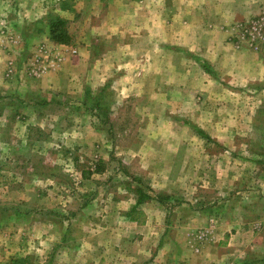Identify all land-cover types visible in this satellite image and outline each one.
<instances>
[{"label": "rangeland", "instance_id": "obj_1", "mask_svg": "<svg viewBox=\"0 0 264 264\" xmlns=\"http://www.w3.org/2000/svg\"><path fill=\"white\" fill-rule=\"evenodd\" d=\"M65 1L66 9H61L62 0H0V264L25 256L28 264L114 261L121 256L113 245L120 243L136 244L145 257L158 237L144 232L149 225L161 229L159 217L151 222L147 217L152 211L145 205H139L138 223H129L122 214L131 208L135 187L151 194L153 170L147 168L151 163L155 169L157 159H166L164 145L181 143L191 149L184 157L193 159L199 156L196 147H210L215 151L212 159L228 165L235 160L231 175L243 182H235L233 192L264 189V179L250 184V178L264 177V100L240 103L242 88L231 83L245 81L241 71L200 62L202 69H190L200 80L196 84L175 73L171 87L176 82L184 87L180 92L171 89V104L165 106L163 64L155 57L160 54L164 0ZM103 1L107 7L101 6ZM263 8L261 0L254 14L221 27L234 49L258 55V64L250 55L239 59L240 69L257 76V91L264 88V40L250 47L233 31L236 24L256 19ZM49 13L66 21L67 43L50 39ZM150 20L157 26L151 31L145 27ZM40 50L48 57L40 59L36 66L44 70L34 76L28 67ZM176 60L170 54L164 66L172 67ZM68 69L72 74L67 80ZM61 73L63 82H58ZM50 76L57 77L56 83L47 82ZM219 83L227 88L221 95L224 103L210 106L206 98L220 95L215 90ZM96 98L98 108L93 105ZM215 116L225 120L215 124L233 130L230 137L227 130L220 141L198 133L208 131ZM243 147L249 152L239 154ZM156 177L158 173L152 179ZM152 196L161 204L167 200ZM172 199L169 211L190 215L187 207H179V198ZM104 245L112 253L97 252V246ZM77 248L80 252L71 257ZM251 264H264V259Z\"/></svg>", "mask_w": 264, "mask_h": 264}, {"label": "crops", "instance_id": "obj_2", "mask_svg": "<svg viewBox=\"0 0 264 264\" xmlns=\"http://www.w3.org/2000/svg\"><path fill=\"white\" fill-rule=\"evenodd\" d=\"M105 1L101 4L102 7H107L108 3ZM260 2L261 0H177L173 3L170 0H164L162 2L163 23L159 28L161 39L158 44L160 54H156L155 57H160L163 64L161 72L164 82L160 87L162 88V101L165 99L162 102L163 105L171 104L167 97L170 95L171 89L180 92L184 87L183 82L172 83L173 87H171L170 80L173 79L171 75L177 73V77L182 75V79L188 76L189 84H196V81L200 83L199 78L190 74V71L202 67L200 62L207 65L216 64L218 68L226 66L235 73L237 71L243 73L242 76L246 79L242 80L245 81L240 84L231 83L233 86H238L239 90L242 88L240 91L245 97H242L240 103L252 105L264 100V88L256 90L255 85L258 83L255 79L257 76H252L254 72L240 69L241 60L239 59L241 57L248 58L250 55L252 62L258 64V55L247 50L234 49L232 40L221 28L245 15L254 14L259 10ZM27 16L29 15L27 14ZM145 27L151 31L152 28H157L156 22L150 20ZM120 50L121 48L119 53ZM173 53L177 57L175 64L172 67L164 66L167 57ZM152 71L151 68L148 69L147 74ZM217 72L219 71L217 70ZM65 73L68 80L69 74L72 73H69V69ZM58 75V82H60V77L63 74ZM49 78L48 83H56L57 77L50 76ZM218 85L221 87H215V90L221 91L220 95L214 94L213 97L206 98L207 103L211 99L210 106L214 105L215 107L216 105L217 107L224 103V97L221 95L224 92L227 94V88L220 83ZM244 91L246 92L244 93ZM177 100L180 101L181 98H177ZM206 101L201 103H206ZM197 116V120L200 122L202 119L201 110ZM250 118L249 113L245 122ZM164 119L165 122L168 121L166 117ZM211 120L209 132L204 131L205 135L220 141L221 138L228 135L230 137V134H233L232 129H227L228 127L220 126L214 122L225 120H221L217 116L214 117V120L212 117ZM224 130H227L228 135ZM200 138L202 139L201 136ZM209 148L196 147L194 150H197L199 156L193 159L184 157L185 154H191V149L182 147L181 143L164 145L161 150L167 153L166 159H157L153 164L155 169L151 168V163L149 164L147 170H153L149 175L150 193L167 197V200L162 201L164 204H161L150 194L152 196L150 199L139 204L145 205L152 211V214L147 217L151 219V222L159 217L162 223L161 229L160 227L152 229V226L149 225L144 232L151 237H158L157 244H150L146 248L145 257L141 254V248L136 244L126 247L120 243L113 245V252H120L119 256H121L118 258L116 255L114 261L100 260L96 262L83 259V261L72 260L70 264H251L254 260L259 263V260L264 259V189L253 186L244 190L236 189L233 192L232 186L239 181L243 182L242 177L234 178L231 175L235 160L228 161L230 164L228 165L223 160L219 162V159H212L215 151ZM221 149L227 152L224 147ZM153 151L155 154L158 152L157 149H153ZM218 152L221 153V150ZM241 152L249 151L243 147L238 153L241 154ZM172 154H177V156L174 157ZM186 158L187 161H185ZM173 171L178 172L174 173ZM157 173L159 177L156 178L158 179H152ZM250 179H252L250 182L252 185L254 182L262 181L264 177L257 175ZM246 180L248 181V178ZM236 195H240V197H235ZM172 197L179 198L178 205L181 209L188 208L189 216L185 215L184 218L182 214H174V208L172 211L167 209L168 203L173 200ZM133 198L131 208L136 206V197ZM139 205L137 208L140 213ZM124 212L122 217L129 223H138V220L131 221L126 216V209ZM199 235H201V239L197 238ZM79 248L82 251V245ZM80 249L77 251L75 249L71 257L75 252H80ZM107 251L111 252L105 245L97 246V252L105 253ZM83 252L86 251L83 250Z\"/></svg>", "mask_w": 264, "mask_h": 264}, {"label": "trees", "instance_id": "obj_3", "mask_svg": "<svg viewBox=\"0 0 264 264\" xmlns=\"http://www.w3.org/2000/svg\"><path fill=\"white\" fill-rule=\"evenodd\" d=\"M66 1L62 0V5L61 9H66L68 6L65 4ZM69 9H70V4H69ZM47 27L49 30V35L50 39L54 41L55 43H67L68 42V33L65 28L66 21L59 17L56 14L49 13L47 14ZM99 98H96L93 105L95 107H99ZM200 135L204 138L209 139L207 135L203 131H198ZM135 192H136V206L132 207L130 210L126 212V216L131 220V221H136L138 220L137 214H139L138 211V205L144 202L147 199H150L152 196L146 192L145 187L143 186H138L135 187ZM159 197H162L158 195ZM28 257H16L10 260L8 264H28Z\"/></svg>", "mask_w": 264, "mask_h": 264}, {"label": "built area", "instance_id": "obj_4", "mask_svg": "<svg viewBox=\"0 0 264 264\" xmlns=\"http://www.w3.org/2000/svg\"><path fill=\"white\" fill-rule=\"evenodd\" d=\"M236 37L238 38V41H246L248 42L249 46H254L258 42H262L264 40V8L262 13L253 21L243 24L239 23L235 25L234 31ZM240 38V39H239ZM238 45V42H237ZM41 53V54H40ZM43 51L40 50L39 53L35 55V58H33L32 66L28 67L29 71L32 75L38 76L44 69L41 66H36L40 59L47 58L48 55L43 54ZM45 68V67H44ZM11 70L8 72L10 73ZM198 239H201V235L197 237Z\"/></svg>", "mask_w": 264, "mask_h": 264}]
</instances>
